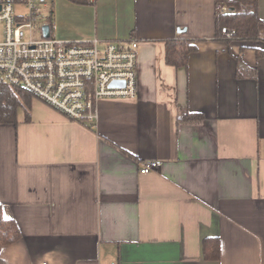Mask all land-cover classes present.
Masks as SVG:
<instances>
[{"label":"crops","instance_id":"obj_1","mask_svg":"<svg viewBox=\"0 0 264 264\" xmlns=\"http://www.w3.org/2000/svg\"><path fill=\"white\" fill-rule=\"evenodd\" d=\"M50 2L56 38L139 42L136 96L100 99L91 126L33 96L0 123L20 230L2 264H264V41L217 37L215 0ZM171 39L195 43L186 66L165 62Z\"/></svg>","mask_w":264,"mask_h":264},{"label":"built area","instance_id":"obj_2","mask_svg":"<svg viewBox=\"0 0 264 264\" xmlns=\"http://www.w3.org/2000/svg\"><path fill=\"white\" fill-rule=\"evenodd\" d=\"M226 10L223 0L215 1L216 14ZM52 28L50 0H0V84L27 90L90 126L100 99L136 96L137 40H66L52 36ZM221 32L229 35L225 27ZM113 82L120 85L111 86ZM160 164L146 160L139 172L156 170Z\"/></svg>","mask_w":264,"mask_h":264},{"label":"trees","instance_id":"obj_3","mask_svg":"<svg viewBox=\"0 0 264 264\" xmlns=\"http://www.w3.org/2000/svg\"><path fill=\"white\" fill-rule=\"evenodd\" d=\"M80 3H91L90 0H71ZM216 1V0H215ZM227 10L216 14V36L228 40L264 41V20L257 11L258 0H223ZM225 27L229 35L221 32ZM220 33V34H219ZM196 50V45L188 39H171L165 42V62L175 68L187 65L189 55ZM33 95L20 87L0 84V123L15 124L19 109L27 112ZM200 115L186 116L184 121L196 122ZM20 230L14 219L3 214L0 204V249L17 241ZM202 254L205 260L216 261L220 258L218 237H206L202 240ZM0 264L2 261L0 260Z\"/></svg>","mask_w":264,"mask_h":264},{"label":"water","instance_id":"obj_4","mask_svg":"<svg viewBox=\"0 0 264 264\" xmlns=\"http://www.w3.org/2000/svg\"><path fill=\"white\" fill-rule=\"evenodd\" d=\"M43 31H44V35L45 36H48L49 35V27L48 26H44L43 27ZM111 86H118V85H120V83L119 82H113V83H111L110 84Z\"/></svg>","mask_w":264,"mask_h":264},{"label":"rangeland","instance_id":"obj_5","mask_svg":"<svg viewBox=\"0 0 264 264\" xmlns=\"http://www.w3.org/2000/svg\"><path fill=\"white\" fill-rule=\"evenodd\" d=\"M58 0H54L53 2V8L56 6Z\"/></svg>","mask_w":264,"mask_h":264},{"label":"bare ground","instance_id":"obj_6","mask_svg":"<svg viewBox=\"0 0 264 264\" xmlns=\"http://www.w3.org/2000/svg\"><path fill=\"white\" fill-rule=\"evenodd\" d=\"M220 34V33H219ZM190 113V112H189ZM199 120V119H198Z\"/></svg>","mask_w":264,"mask_h":264}]
</instances>
